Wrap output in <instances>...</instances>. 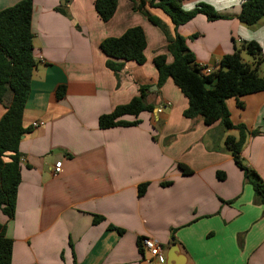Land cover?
<instances>
[{"label":"crops","instance_id":"0c3cea01","mask_svg":"<svg viewBox=\"0 0 264 264\" xmlns=\"http://www.w3.org/2000/svg\"><path fill=\"white\" fill-rule=\"evenodd\" d=\"M17 1L0 0V9ZM133 1L139 2L117 0L114 14L103 21L94 0H32L36 64L22 114L29 131L18 145L13 217L0 211L12 240L10 264H166L172 243L173 264H264L262 206L225 148V136L237 131L185 117L188 100L171 78L156 86L153 58L164 54L169 63L172 55L164 32L134 10ZM200 1L226 17L208 21L197 14L177 27L198 65L216 67L250 40L264 57V16L244 25L238 0H184L183 7ZM59 5L65 14L55 9ZM145 8L173 32L167 14ZM133 26L144 32L145 61L126 60L114 73L105 66L100 42ZM258 72L264 76V59ZM59 85L64 95L56 98ZM140 86L147 87L153 109L120 117L135 124L100 128L98 117L138 95ZM240 99L242 108L227 101L230 119L245 125L241 157L264 183V91ZM163 103L167 107L157 112ZM4 110L0 104V116ZM37 120L44 125L32 127ZM57 161L60 171L54 173ZM178 163L190 172L182 173ZM142 236L161 245L163 262L140 247Z\"/></svg>","mask_w":264,"mask_h":264},{"label":"trees","instance_id":"16d2710c","mask_svg":"<svg viewBox=\"0 0 264 264\" xmlns=\"http://www.w3.org/2000/svg\"><path fill=\"white\" fill-rule=\"evenodd\" d=\"M184 0H139L133 1L132 8L140 11L152 24L158 26L167 39V50L172 61L166 62L164 54L153 58L157 71L159 88L167 78H171L180 92L187 98L188 104L183 111L187 118L201 116L204 124L219 121L224 130L235 129L237 135H226L225 148L229 151L235 165L242 170L244 179L252 186L254 202L262 206L264 216V183L256 171L248 167L241 157V149L248 131L245 125L234 124L230 119L227 106L234 99L236 106L243 107L241 97L264 91V76L258 72V65L264 57L257 42L250 40L234 47L224 54L215 69L204 74L195 62L193 52L186 44V38L177 32V27L188 22L197 14H203L208 21L226 16L219 14L208 3L200 1L191 8L183 7ZM240 9L238 20L246 26L256 24L264 16V0H238ZM117 0H94V9L103 21H108L116 10ZM159 8L170 18L174 28L170 33L164 22L152 15L146 8ZM56 10L65 14L64 5ZM32 0H19L11 6L0 9V104L5 108L0 116V211L8 219L13 217L16 189L20 182V157L18 149L22 136L29 131L23 126L22 114L30 89V80L36 61L33 57V33L31 30ZM193 34L190 38L195 37ZM145 35L140 26L127 28L118 37H107L100 42L101 51L107 56L105 66L118 73L126 60L138 64L145 61ZM241 51L253 58L249 64L241 59ZM64 95V86L55 90L56 98ZM147 87L140 86L138 95L127 103L116 106L110 113L98 117V126L108 128L135 124L137 121H123V115L136 117L142 111H151L153 106L146 102ZM182 173L190 169L178 163ZM218 177L220 173H217ZM164 182L163 184H168ZM146 184H140L137 192L140 196ZM98 217H95L97 219ZM94 219V220H95ZM12 240L5 234V224L0 223V264H10Z\"/></svg>","mask_w":264,"mask_h":264},{"label":"built area","instance_id":"2783aa9c","mask_svg":"<svg viewBox=\"0 0 264 264\" xmlns=\"http://www.w3.org/2000/svg\"><path fill=\"white\" fill-rule=\"evenodd\" d=\"M199 67L201 68L202 73L204 74H208L210 72H212L215 67H208L206 65H199ZM168 104L163 103L160 107L157 108V112L162 111V109L166 108ZM44 125V121L43 120H37V121H33L31 123L32 127H38V126H42ZM60 165L61 162L57 161L54 164V168H53V172L54 173H58L60 171ZM139 244L140 247L144 250H146L151 258H155L157 259L159 262H163L164 261V251L161 247L160 244H158L154 239L148 237V236H142L139 239Z\"/></svg>","mask_w":264,"mask_h":264},{"label":"water","instance_id":"95a60500","mask_svg":"<svg viewBox=\"0 0 264 264\" xmlns=\"http://www.w3.org/2000/svg\"><path fill=\"white\" fill-rule=\"evenodd\" d=\"M177 253V247L175 243L171 244V247L169 248L167 254H166V264H173L177 258L175 257Z\"/></svg>","mask_w":264,"mask_h":264},{"label":"rangeland","instance_id":"374dc122","mask_svg":"<svg viewBox=\"0 0 264 264\" xmlns=\"http://www.w3.org/2000/svg\"><path fill=\"white\" fill-rule=\"evenodd\" d=\"M241 56H242L243 58H249L250 60H253L252 56L249 55V54H247V53L244 52V51H241Z\"/></svg>","mask_w":264,"mask_h":264}]
</instances>
